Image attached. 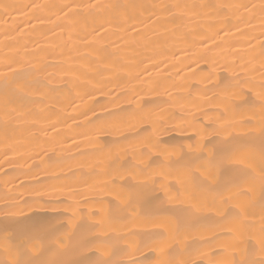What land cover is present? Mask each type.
I'll use <instances>...</instances> for the list:
<instances>
[{"label": "bare ground", "instance_id": "1", "mask_svg": "<svg viewBox=\"0 0 264 264\" xmlns=\"http://www.w3.org/2000/svg\"><path fill=\"white\" fill-rule=\"evenodd\" d=\"M0 264H264V0H0Z\"/></svg>", "mask_w": 264, "mask_h": 264}]
</instances>
